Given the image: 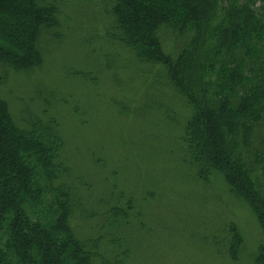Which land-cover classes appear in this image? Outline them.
Returning a JSON list of instances; mask_svg holds the SVG:
<instances>
[{
  "label": "rangeland",
  "instance_id": "rangeland-1",
  "mask_svg": "<svg viewBox=\"0 0 264 264\" xmlns=\"http://www.w3.org/2000/svg\"><path fill=\"white\" fill-rule=\"evenodd\" d=\"M103 9L101 0H63L58 27L41 35V64L0 71L19 128L32 118L57 123L79 202L76 237L101 238L108 264H260L264 234L253 212L219 173L206 183L185 163L190 109L163 68L138 63L111 39Z\"/></svg>",
  "mask_w": 264,
  "mask_h": 264
},
{
  "label": "trees",
  "instance_id": "trees-1",
  "mask_svg": "<svg viewBox=\"0 0 264 264\" xmlns=\"http://www.w3.org/2000/svg\"><path fill=\"white\" fill-rule=\"evenodd\" d=\"M62 1L0 0V71L41 64L40 38L58 27ZM101 3L111 39L138 63L163 68L190 109L180 140L185 163L206 183L219 173L264 234V0ZM62 145L54 119L19 128L0 95V264H108L101 238L79 240L70 225L79 202ZM229 233L236 253L239 237Z\"/></svg>",
  "mask_w": 264,
  "mask_h": 264
}]
</instances>
